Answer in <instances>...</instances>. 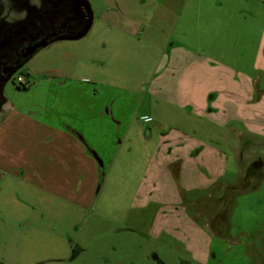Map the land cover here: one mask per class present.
Masks as SVG:
<instances>
[{"label": "rangeland", "instance_id": "rangeland-1", "mask_svg": "<svg viewBox=\"0 0 264 264\" xmlns=\"http://www.w3.org/2000/svg\"><path fill=\"white\" fill-rule=\"evenodd\" d=\"M89 2L7 92L103 172L83 205L0 166V264H264V0Z\"/></svg>", "mask_w": 264, "mask_h": 264}, {"label": "crops", "instance_id": "crops-1", "mask_svg": "<svg viewBox=\"0 0 264 264\" xmlns=\"http://www.w3.org/2000/svg\"><path fill=\"white\" fill-rule=\"evenodd\" d=\"M9 109L0 124V166L15 171L22 168L23 177L41 178L44 189L60 191L64 198H71L74 191L76 201L89 204L100 165L93 155L96 152L87 153L89 146L84 137L74 128H63L46 118L36 119L35 111L24 112L22 104L11 101Z\"/></svg>", "mask_w": 264, "mask_h": 264}, {"label": "flooded vegetation", "instance_id": "flooded-vegetation-1", "mask_svg": "<svg viewBox=\"0 0 264 264\" xmlns=\"http://www.w3.org/2000/svg\"><path fill=\"white\" fill-rule=\"evenodd\" d=\"M155 1V0H154ZM22 12L26 15L19 19ZM9 17L12 21L9 22ZM94 22V12L89 0H40L39 6L30 4L29 0H0V124L8 116L11 100L8 96L9 85L12 84L17 91L26 92L21 84H25L22 76L31 61L42 50L61 41H78L85 38ZM88 32L81 39L77 37ZM22 78L19 82L18 78ZM89 153L90 148H86ZM95 153V152H94ZM8 174L24 175L20 168L5 166ZM103 162L99 166V173L103 172ZM6 175V173H5ZM81 245V244H80ZM78 243L70 246L68 255L52 259L55 264H69L83 253ZM152 246H149L148 260L156 259L157 255Z\"/></svg>", "mask_w": 264, "mask_h": 264}, {"label": "clouds", "instance_id": "clouds-1", "mask_svg": "<svg viewBox=\"0 0 264 264\" xmlns=\"http://www.w3.org/2000/svg\"><path fill=\"white\" fill-rule=\"evenodd\" d=\"M29 3L30 4H35L36 6H39L40 0H29ZM25 15H26V12H22L20 14V16L17 17V18L22 19ZM8 19H9V22L12 21V18L11 17H9Z\"/></svg>", "mask_w": 264, "mask_h": 264}, {"label": "trees", "instance_id": "trees-1", "mask_svg": "<svg viewBox=\"0 0 264 264\" xmlns=\"http://www.w3.org/2000/svg\"><path fill=\"white\" fill-rule=\"evenodd\" d=\"M21 76H23V77H24V76H25V77L27 76V77H28V75H26L25 73H21ZM27 80H28V79H27ZM27 88H28V87H26L25 84L22 85V89H23V90H27Z\"/></svg>", "mask_w": 264, "mask_h": 264}, {"label": "water", "instance_id": "water-1", "mask_svg": "<svg viewBox=\"0 0 264 264\" xmlns=\"http://www.w3.org/2000/svg\"><path fill=\"white\" fill-rule=\"evenodd\" d=\"M89 28H90V25H89L88 28L85 30L84 34L81 35V36H79V37H77L76 39L78 40V39L83 38V37L85 36V33L88 32V29H89ZM96 158L98 159V157H96Z\"/></svg>", "mask_w": 264, "mask_h": 264}, {"label": "built area", "instance_id": "built-area-1", "mask_svg": "<svg viewBox=\"0 0 264 264\" xmlns=\"http://www.w3.org/2000/svg\"><path fill=\"white\" fill-rule=\"evenodd\" d=\"M18 81L21 82V81H22V78L19 77V78H18Z\"/></svg>", "mask_w": 264, "mask_h": 264}]
</instances>
